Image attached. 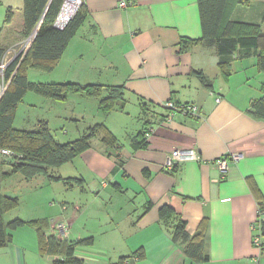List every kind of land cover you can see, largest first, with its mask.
I'll list each match as a JSON object with an SVG mask.
<instances>
[{
    "label": "crops",
    "instance_id": "obj_1",
    "mask_svg": "<svg viewBox=\"0 0 264 264\" xmlns=\"http://www.w3.org/2000/svg\"><path fill=\"white\" fill-rule=\"evenodd\" d=\"M127 1L131 4L121 8L120 0H85L86 18L55 68L65 70V81L125 86L122 108L110 112L109 117L115 113L113 121L105 120L120 148L107 145L102 137L95 143L94 138L92 146L72 160L78 175H59L82 181L69 185L45 177L46 183L26 190L35 192L31 199L20 198V206L4 214L5 223L45 219L46 234L52 235L56 223L67 222L69 234L63 239H93L75 249L84 264H264V233L263 245L256 246L254 236L259 232L253 228L259 207L264 208V118L249 112L251 103L264 95V72L257 67L256 53L235 55L226 79L216 45L203 41L179 51L181 38L202 37L198 0ZM257 1L264 15V0H249L238 3L230 18L252 22L240 19V8ZM23 6L24 0L22 5L0 0L1 49L26 37L24 19L17 29L12 26L15 7L23 13ZM9 8L13 16L7 22ZM168 100L195 104L198 111L176 112L168 119ZM134 116L141 121H134L130 130ZM123 130L132 135L121 143ZM190 148L199 151L202 161L182 162L171 172L164 169L168 153ZM224 156L230 168L222 176L215 160ZM57 187L61 194L69 187L81 192L54 210L48 200L61 195ZM38 193L45 195L42 200ZM105 200L109 210L103 212ZM165 204L182 215L191 234L208 219L210 261H193L183 244L173 241L160 221ZM7 231L11 238L0 246V264H56L57 255L40 253L34 226Z\"/></svg>",
    "mask_w": 264,
    "mask_h": 264
},
{
    "label": "trees",
    "instance_id": "obj_2",
    "mask_svg": "<svg viewBox=\"0 0 264 264\" xmlns=\"http://www.w3.org/2000/svg\"><path fill=\"white\" fill-rule=\"evenodd\" d=\"M249 0H198L202 37L200 39L181 38L179 51H188L192 46L203 41L216 45L220 55L219 67L223 76L228 79L232 74V60L235 55L245 57L256 53L257 67L264 72V32L261 23L234 21L230 15L238 3ZM64 0H24L23 19L24 35L30 36L40 23L35 37L24 57H16L5 70V80L8 87L0 98V148H9L14 152L11 158L4 157L0 162V246L6 244L11 236L8 227L15 229L24 224L34 226L38 230L39 250L42 255H57L56 264H84L75 256L78 245L91 244L92 238L67 241L57 235L46 234V220L36 219L24 221L14 219L8 224L4 221L7 211L20 206V199L4 195L1 183L14 173H22L26 180H33L39 175H45L49 181L63 180L72 185V181H82L81 178H64L54 175L51 171L60 167L92 146V141L101 134L102 141L109 146L120 148L117 136L103 123L90 126L82 135L72 141L59 142L52 134L48 123L40 121L36 130L14 127L18 103L29 90L55 100H66L71 93H85L100 99V108L105 112L115 109L119 102H125V86L102 84H80L76 82L33 83L28 78V68L35 67L52 71L56 68L68 43L86 18L84 5L74 17L60 29L55 26V20L62 8ZM13 16L9 8L6 21ZM6 49L0 48V63ZM207 86V80L201 75ZM107 95H104L105 90ZM2 89L0 86V93ZM250 114L264 118V95L255 99L249 109ZM189 115V114H187ZM7 166L9 169H4ZM259 194V191L256 190ZM149 204L148 206H150ZM263 208V206H261ZM160 221L169 229L174 242L183 244L186 255L197 262L210 261L206 248V229L208 219H204L195 234L187 229V221L176 209L165 204L160 208ZM261 236L264 233V220L261 222ZM263 242H261V245ZM123 259V258H122Z\"/></svg>",
    "mask_w": 264,
    "mask_h": 264
},
{
    "label": "rangeland",
    "instance_id": "obj_3",
    "mask_svg": "<svg viewBox=\"0 0 264 264\" xmlns=\"http://www.w3.org/2000/svg\"><path fill=\"white\" fill-rule=\"evenodd\" d=\"M18 1V4H23V0H15ZM17 5V4H16ZM15 18L13 21V28L17 29L22 22H23V13L22 9H18L15 7ZM240 19L245 21H252V22H260L263 24V31H264V15L262 9V3L260 1L253 2L251 5H243L240 8ZM263 17V18H262ZM28 37L22 38L20 44L16 46H9L7 49L11 50L7 53L8 58L14 56L19 50L27 48L26 43L28 41ZM6 49V50H7ZM15 50V51H14ZM23 53V52H22ZM58 65V64H57ZM65 70L62 68H58L57 70L47 71L38 69L35 67L28 68V78L30 82L33 83H60V82H73L65 81L64 77ZM8 83L6 82L5 78L0 75V86L3 90L6 88ZM104 95H107L104 93ZM123 106L122 102H119L114 110H119ZM100 99L97 97L88 96L85 93H71L66 100H55L51 98H47L45 96L40 95L39 93L29 90L24 98L18 103L17 110H16V117L14 121V127L19 129H28V130H36L39 127V122L41 120L48 122V126L54 135V137L62 143H66L72 140L79 138L83 132H85L89 126H94L97 123H103L105 126V120L113 121V116L115 113H112V116L109 114L114 110L104 114L100 111ZM117 112V111H116ZM101 114L103 118H101ZM135 115V114H134ZM105 116V118H104ZM109 117V118H108ZM117 117V116H116ZM103 119V120H102ZM115 120V117H114ZM101 121V122H97ZM140 122L141 119L136 118L135 116L132 117L130 122V130L134 128L135 122ZM141 124V123H140ZM108 127V126H107ZM130 130H126L120 134L121 143L129 141V136L132 135ZM126 132V133H125ZM101 137L99 134L94 142H98L97 139ZM94 144V143H93ZM95 145V144H94ZM4 161V157L1 158L0 155V162ZM6 169H9L8 167ZM54 175H73L76 176L77 167L76 161H70L63 167H57L51 171ZM45 175H40L39 179L34 181H27L24 179L22 173H17L14 177L5 178L2 185V192L5 195H12V197L24 198L29 195V199H31V195L34 194L31 192H27L26 190L29 187L39 186L42 183H46L47 178ZM45 181V182H43ZM62 184V183H61ZM70 188V187H69ZM66 189L64 193L61 194L60 189L57 187V190L60 192L61 195L54 196V198H50L48 200V204L50 206L55 205L54 210L56 208L61 207L62 202L70 203L72 200H75L76 194L81 192V188L77 187L75 190L72 191L70 188ZM70 190V191H69ZM39 191V190H38ZM43 192V191H42ZM31 194V195H30ZM39 199L42 200L44 198V194H40ZM88 198V197H87ZM86 198V199H87ZM93 199V196L90 197V200ZM86 201V200H84ZM92 201V200H91ZM44 202V201H43ZM56 205L58 207H56ZM47 208V207H46ZM101 211L109 210V201L105 200L103 204L100 206ZM111 208V207H110ZM49 210V209H48ZM51 210V209H50ZM55 234L60 238L63 237L61 234H57V232L53 231Z\"/></svg>",
    "mask_w": 264,
    "mask_h": 264
},
{
    "label": "built area",
    "instance_id": "obj_4",
    "mask_svg": "<svg viewBox=\"0 0 264 264\" xmlns=\"http://www.w3.org/2000/svg\"><path fill=\"white\" fill-rule=\"evenodd\" d=\"M85 4V0H64L62 8L55 20V26L63 29L66 25L70 22V20L74 17L77 11ZM131 4L130 1L127 0H120L119 6L121 8H126ZM32 39L28 37V42L26 43L25 50H19L14 56L8 58L7 53L11 50L7 49L3 59L0 63V74L4 80L5 77V70L6 67L10 62H12L16 57L22 56L24 57L25 53L29 49L31 45ZM15 51V50H14ZM23 52V53H22ZM219 101L220 98H217ZM166 108L169 110L168 119H172L176 112H181L185 115L187 114H196L198 111V107L195 104H178L173 100H168L165 103ZM148 135V133H147ZM0 155L4 157L11 158L14 156V152L9 148H0ZM239 155H233V159H238ZM187 161H202L201 155L199 151L195 148L190 149H175L172 152L168 153L165 157V161L163 167L166 171H173L175 168L182 162ZM215 165L221 171L222 176L228 172L230 165H229V158L227 156L220 157L215 160ZM264 220V208L261 206L258 209V218L253 225V228L259 232L258 235L254 236V244L256 246H260L262 242L261 237V222ZM70 225L67 222L61 221L55 224L54 229L57 234L63 235V237L68 236L69 234ZM60 256H56V259H59Z\"/></svg>",
    "mask_w": 264,
    "mask_h": 264
},
{
    "label": "water",
    "instance_id": "obj_5",
    "mask_svg": "<svg viewBox=\"0 0 264 264\" xmlns=\"http://www.w3.org/2000/svg\"><path fill=\"white\" fill-rule=\"evenodd\" d=\"M41 23V22H40ZM40 23L36 26V28L34 29V31L30 34V38L33 40V38L35 37V34L38 30V28L40 27ZM8 85L6 86V88H4L1 93H0V98L2 97L3 93L5 92V90L7 89Z\"/></svg>",
    "mask_w": 264,
    "mask_h": 264
}]
</instances>
